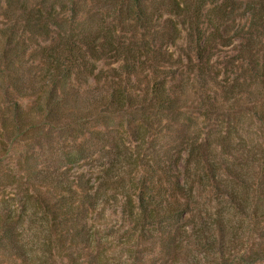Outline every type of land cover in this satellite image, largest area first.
<instances>
[{
  "label": "trees",
  "instance_id": "obj_1",
  "mask_svg": "<svg viewBox=\"0 0 264 264\" xmlns=\"http://www.w3.org/2000/svg\"><path fill=\"white\" fill-rule=\"evenodd\" d=\"M0 264H264V0H0Z\"/></svg>",
  "mask_w": 264,
  "mask_h": 264
},
{
  "label": "rangeland",
  "instance_id": "obj_2",
  "mask_svg": "<svg viewBox=\"0 0 264 264\" xmlns=\"http://www.w3.org/2000/svg\"><path fill=\"white\" fill-rule=\"evenodd\" d=\"M21 103L22 105H25L26 101L22 100ZM118 213L119 210L116 208V206L110 207V209L106 212V217L103 219V221L109 226L113 225Z\"/></svg>",
  "mask_w": 264,
  "mask_h": 264
}]
</instances>
